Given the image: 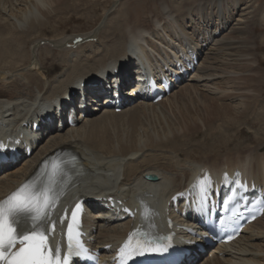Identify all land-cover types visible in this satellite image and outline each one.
I'll list each match as a JSON object with an SVG mask.
<instances>
[{
  "label": "bare ground",
  "instance_id": "6f19581e",
  "mask_svg": "<svg viewBox=\"0 0 264 264\" xmlns=\"http://www.w3.org/2000/svg\"><path fill=\"white\" fill-rule=\"evenodd\" d=\"M55 2L0 0V141L13 138L21 154L15 163L0 162V198L55 150L69 149L82 158L84 170L67 188L66 197L87 199L85 229L96 239L91 245L101 248L118 244L133 227V219L119 217L123 213L118 212L115 200H123L130 207L140 201L150 204L155 209L153 219L160 226H166L164 214L171 211L176 224L198 228L193 217L180 215L169 201L203 168L218 177L223 171L233 173L239 169L264 191V160L257 157L260 147L255 152L237 147L225 155L217 152L224 145L233 146V138L224 127L241 122L251 106L257 108L252 102L260 96L249 83H260L262 78V71H255L259 67L255 56L258 46L251 36L254 25L264 22V10L257 13L254 0H117L105 9V19L92 31L50 37L35 34L30 39L29 53H15L19 50L16 41L25 37L27 27H33L29 23L34 24L41 11L51 13L52 8L48 9ZM77 36L92 41L68 46ZM41 41L46 45L41 46ZM128 44L130 50L125 53ZM123 47L118 60L107 61ZM44 51L55 52L57 60L65 65L54 76L49 75L53 68L44 65ZM193 53L200 56L201 62L185 81L184 76L176 84L179 90L171 96L157 103L144 95L133 97V89L143 88L142 79L149 73L164 72L171 77L177 60L191 61ZM98 65L99 72L90 74ZM111 73L121 88L113 80L93 89V84L103 82ZM80 74L83 76L77 83L71 82ZM63 83L68 89L54 94L53 89ZM130 84L134 88L123 91ZM115 92L120 93L124 105L135 98L136 103L127 104L125 112L117 114L106 105L108 100L116 99ZM44 93L55 96H42ZM212 94L218 97L212 98ZM202 96L204 104L207 98L223 102L231 98V102L213 107L214 114L224 115L222 123L214 125L196 116H189L185 125L180 123L183 120L176 110L178 105L193 99L202 103ZM137 106L138 111H126ZM72 113L77 118L74 127L66 124L67 115ZM96 116L99 119H94ZM60 119H64L62 130L57 125ZM195 119H202V123ZM34 122H39L37 131L32 129ZM201 124V131L208 128L203 134L216 141L204 146L214 156L209 157L205 151L201 158L181 157L184 140L191 136L190 126L197 131ZM146 175L156 176L157 180L149 181ZM112 204L113 210L108 207ZM177 207L184 208L183 204ZM178 236L192 241L185 264H193L198 258L197 243L203 239L185 236L181 229ZM108 252L104 250L103 256H110ZM195 264H264V215L246 227L237 240L216 246Z\"/></svg>",
  "mask_w": 264,
  "mask_h": 264
},
{
  "label": "rangeland",
  "instance_id": "374dc122",
  "mask_svg": "<svg viewBox=\"0 0 264 264\" xmlns=\"http://www.w3.org/2000/svg\"><path fill=\"white\" fill-rule=\"evenodd\" d=\"M55 1L56 2L52 4L50 8L48 9V10H51L52 8L53 11L51 13H47L49 12L47 10L41 11V15L36 17V21L34 20V24L29 23L33 25V27L31 28L27 27L26 35L25 37H23L24 40L19 39L16 41V42H19V45H17V49L19 50H15V53L23 54L25 51L26 53H29L30 39L35 34L50 37L53 35L59 36L65 33L66 34H72L73 32L87 33V32L92 31L94 28H96L101 23V21L105 19L103 16L105 9L108 7L111 8L112 3L117 0H95L93 1L95 3L90 2L91 0H55ZM122 1H125V0H122ZM254 1H255L254 3L255 9L258 10L257 13H261V10L262 9L264 10V0H254ZM147 5L149 6V3ZM112 16L113 15H110L108 18H111ZM233 20L231 21V23L233 22ZM231 23L227 28L231 26ZM251 38H252V42H255L256 46H258V48L256 47V50H255V54H256L255 56L259 60V63H258L259 67L255 71H258V70L262 71V78L260 79L261 80L260 83H259V80L249 82L252 85V88L254 89V91L257 92L256 95H260L258 100H256L255 102L254 101L252 102L257 106V108H255L254 106L252 108L251 106V108L248 110V113L244 117H242L241 122L236 123V124L233 123L236 126L235 125L230 126V128H228L227 126L224 127V131L229 132V134L233 138L232 139L233 146L224 145L222 148L218 149L219 151L217 152L219 155L221 154L225 155L226 152L232 151L233 147H237L238 149L245 151V152H251V151L255 152V150L257 151V149L260 147L259 149L260 151L257 157L264 160V22H261V23L258 22L257 24L254 25ZM100 39H101V36H100ZM95 41L96 40H94V42ZM131 44H128L125 47L126 48L125 53L129 52L130 50L129 47ZM45 45H46L45 41H42L41 46H45ZM52 50L56 52V49H52ZM122 51H124V47L119 49L116 52V54L110 57L107 61L112 62V61L118 60L120 56L122 55L121 54ZM55 52L50 53V52L44 51L42 53V57L44 58L46 57L44 61V65L46 69L49 67L53 68V70L50 69V73H49V75H52V76H54V74L61 71L65 67V65L62 63V60H57L58 55ZM96 57L100 58L101 54ZM104 59H107V58H104ZM104 59H102V61ZM90 63L91 62H87V64H90ZM99 70H100L99 65L97 67L94 66L92 69V73L90 74L92 75L97 74ZM82 76L83 75L81 74L77 75L76 77L72 79L71 82L77 83ZM65 85L66 84L63 83V85L59 86L58 89L54 88L53 93L63 94L68 89V87H65ZM178 90H176L175 92H177ZM44 94L42 96H48V94L52 95V93H47L46 95ZM42 96L40 97V99L43 98ZM53 96L55 95H52V97ZM211 96L212 98L218 97L214 94H212ZM203 99L204 97L202 96V103H201V100L199 101L197 99H193V100H189L187 104L186 103L179 104L181 105L180 107L178 105L176 110L177 112H179L178 113L180 115L179 117L183 120L180 123L185 125L186 119H188L189 116L202 117L203 120H207L209 122L212 121L214 125L218 123H222V120H224L222 119L224 115L222 114L218 115L217 113L214 114V112H212L213 107L224 104V103H229L231 102L230 100L231 98L224 100V102L216 101L215 99L210 100V98H207L205 99V104H204ZM136 108H138V106L130 108V109H126V111L127 110H132L133 112L138 111ZM121 112H125V110ZM117 114H121V113L117 112ZM99 116L94 117V119H99ZM202 119H199V120L195 119L196 123L197 122L199 124L202 123ZM196 128H197V131L195 127H192V125L190 126L191 131L189 135L191 136H189L187 140H184L185 143H183L184 145H182V149L180 151L182 153V155H180L181 157L185 158V156H190V157L192 156L193 158L194 157L201 158L203 152L208 150L204 146H207L208 143L215 144L216 142L215 140L213 141L211 140V138H209L208 135L205 136L203 134L204 132L208 131V128L205 129L204 131H201L202 124ZM210 133L211 135L213 134L212 132ZM249 149L251 151H249ZM166 150H170V148H167ZM208 153L209 151H207V155L209 157L214 156L213 155L214 153H211V154L210 153L208 154ZM253 155H257V154H253Z\"/></svg>",
  "mask_w": 264,
  "mask_h": 264
},
{
  "label": "snow or ice",
  "instance_id": "6c2138e0",
  "mask_svg": "<svg viewBox=\"0 0 264 264\" xmlns=\"http://www.w3.org/2000/svg\"><path fill=\"white\" fill-rule=\"evenodd\" d=\"M54 203L55 198H49L48 189L31 187L28 183L0 202V264H69L70 257L80 253V242L76 239L78 233L74 235L73 226L69 224L67 253L61 259L58 246L53 254L43 225ZM76 208L79 209L80 205ZM71 215L75 220L76 211ZM22 218L31 221L30 229L25 232H20L18 227ZM17 242L24 246L12 251Z\"/></svg>",
  "mask_w": 264,
  "mask_h": 264
}]
</instances>
